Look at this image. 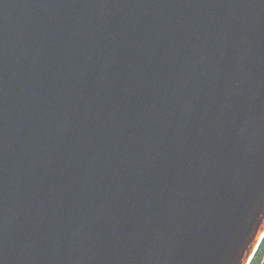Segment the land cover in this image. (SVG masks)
I'll return each mask as SVG.
<instances>
[{
  "label": "water",
  "instance_id": "water-1",
  "mask_svg": "<svg viewBox=\"0 0 264 264\" xmlns=\"http://www.w3.org/2000/svg\"><path fill=\"white\" fill-rule=\"evenodd\" d=\"M264 237V0H0V264H249Z\"/></svg>",
  "mask_w": 264,
  "mask_h": 264
},
{
  "label": "trees",
  "instance_id": "trees-1",
  "mask_svg": "<svg viewBox=\"0 0 264 264\" xmlns=\"http://www.w3.org/2000/svg\"><path fill=\"white\" fill-rule=\"evenodd\" d=\"M249 264H264V237Z\"/></svg>",
  "mask_w": 264,
  "mask_h": 264
}]
</instances>
